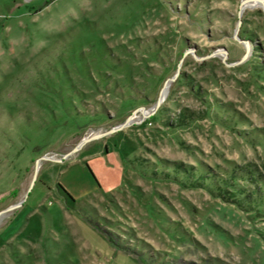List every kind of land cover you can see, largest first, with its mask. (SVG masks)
I'll list each match as a JSON object with an SVG mask.
<instances>
[{"label":"rangeland","instance_id":"rangeland-1","mask_svg":"<svg viewBox=\"0 0 264 264\" xmlns=\"http://www.w3.org/2000/svg\"><path fill=\"white\" fill-rule=\"evenodd\" d=\"M243 1L0 0V264H264Z\"/></svg>","mask_w":264,"mask_h":264},{"label":"water","instance_id":"water-1","mask_svg":"<svg viewBox=\"0 0 264 264\" xmlns=\"http://www.w3.org/2000/svg\"><path fill=\"white\" fill-rule=\"evenodd\" d=\"M247 49H248V48H247ZM244 58H245V57H243V59H241L240 61L244 60ZM160 100H161V98H159V100L157 101V105H159ZM129 121H130V119H128L127 121L123 122L122 124H119L118 126L114 127V128L111 130V132L114 131V130H116V129H118V128H120V127H122V126L125 125V124H128ZM109 132H110V131H109ZM86 140H87V138H85L84 140H81V141L79 142V144H78V145H77L72 151H70L69 153H68V152L65 153L61 158H59V159H57V160H62V159H64V158H66L67 156L69 157L74 151H76L79 147H81V145H83L84 142H85ZM48 158H52L53 160H55L52 156H49V155H43L42 157L38 158V160H37V164L35 165V173H34V177H33L32 181H31V186H30V188H29V192H30V190L32 189V187H33V185H34V183H35V181H36V179H37V176H38V166H39V164H40V161L43 160V159H48ZM29 192H28V193H29ZM28 193H26V194H25V198H23L22 200H20L18 203H15V204H13V205H11V206H7L6 208L2 209V210L0 211V216H1L3 213H5L6 211H8V210L11 211V210H13V209L19 207L20 205H22V204L24 203L26 197L28 196Z\"/></svg>","mask_w":264,"mask_h":264},{"label":"bare ground","instance_id":"bare-ground-1","mask_svg":"<svg viewBox=\"0 0 264 264\" xmlns=\"http://www.w3.org/2000/svg\"><path fill=\"white\" fill-rule=\"evenodd\" d=\"M255 3H258L257 1H254V0H245L243 1V4L244 5H249V4H255ZM168 89H169V81H167V83L165 84L163 90H162V93L161 95L164 97L167 95L168 93ZM143 112V111H142ZM137 118V116H133L130 118L131 121H134L135 119Z\"/></svg>","mask_w":264,"mask_h":264},{"label":"trees","instance_id":"trees-1","mask_svg":"<svg viewBox=\"0 0 264 264\" xmlns=\"http://www.w3.org/2000/svg\"><path fill=\"white\" fill-rule=\"evenodd\" d=\"M16 192H17V190L13 194L16 195L17 194Z\"/></svg>","mask_w":264,"mask_h":264}]
</instances>
